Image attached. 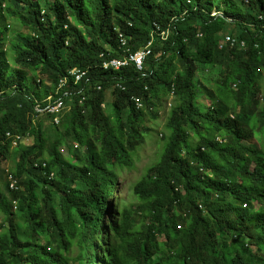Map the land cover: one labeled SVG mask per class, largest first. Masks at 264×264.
<instances>
[{"label": "trees", "instance_id": "16d2710c", "mask_svg": "<svg viewBox=\"0 0 264 264\" xmlns=\"http://www.w3.org/2000/svg\"><path fill=\"white\" fill-rule=\"evenodd\" d=\"M247 1L0 0V264H264V0ZM120 35L153 40L144 76L104 67ZM172 92L163 154L114 209ZM60 99L57 124L40 110Z\"/></svg>", "mask_w": 264, "mask_h": 264}, {"label": "rangeland", "instance_id": "374dc122", "mask_svg": "<svg viewBox=\"0 0 264 264\" xmlns=\"http://www.w3.org/2000/svg\"><path fill=\"white\" fill-rule=\"evenodd\" d=\"M220 7L223 8V2H221ZM221 15H223L222 10H219L217 7L213 8L212 16L217 17V16H221ZM16 29H18L17 26H16ZM8 38L13 39L14 35L12 33H9ZM206 70H208V71L206 72ZM200 72L202 74V77H204V80H202V83L204 85L208 86V88H211L212 87L211 81L214 80L215 78H217V68H215V67L211 68L208 66V67L202 69ZM204 75H207V76H204ZM42 78H44V77H42ZM261 84H262V88H263V92H264V74H263V78L261 80ZM174 103H175V101L171 99V96L166 97L165 99L162 100V104L158 108V111H159L158 119L157 120H151L148 118L146 120V122L144 123V126L147 129H152V132H150L147 135L145 133L143 134L144 136L146 135V137H145L144 143L141 145V147L137 151V157H136L137 160L135 161V169L126 170L125 173L121 175L120 187H119V192H118L119 201H117L116 199L112 200L114 209L117 207L118 203H120V205L122 203L123 206H125V207H129L130 205L136 204L133 187H134L135 183L141 178L144 171L148 167L157 163L161 158L160 155H161L163 149L166 147V144H167V142L163 141L162 134L167 135V133H168L166 124H167V120L169 119L170 111H171ZM201 104H203L205 106H209L210 101L208 100V97L206 94L201 98ZM63 111L64 112H62V113L66 114V110H63ZM122 116H123V118H126L127 112L124 111ZM64 117H63V119H64ZM63 119L62 118L60 119V124H61ZM48 136L53 137L52 134L48 135ZM48 136L46 135L45 138H47ZM256 137L257 138L259 137L258 133L256 134ZM254 142L257 144V140H255ZM25 143H26V141H25ZM72 144H73V142L68 143V147H65L62 149L63 154L67 158H69V156H70L69 148H71L70 146ZM13 150H15V149H13ZM261 153H262V151H261ZM14 156H15V154L12 153L9 156V159L7 161H5V163L2 166V170L6 174H8V172H10L15 167ZM3 191H4V189H3ZM107 217L108 216H106V218ZM2 223H3V219L0 218V225ZM103 225H104V223L102 222L100 225V228H101L100 236L105 234L104 230L102 229ZM163 239L164 238L160 237L161 241H163ZM105 240H107V238H105ZM99 254L102 255V253H99Z\"/></svg>", "mask_w": 264, "mask_h": 264}, {"label": "built area", "instance_id": "2783aa9c", "mask_svg": "<svg viewBox=\"0 0 264 264\" xmlns=\"http://www.w3.org/2000/svg\"><path fill=\"white\" fill-rule=\"evenodd\" d=\"M245 3L247 4L248 1L245 0ZM258 20L264 23V16L258 17ZM157 30H159V27H157ZM160 36L162 39H166L167 32L162 31L160 33ZM120 38H121V46L124 48L125 55L122 56V58H114L111 60H107L104 64L105 65L104 67L106 69H114L116 71H121L125 68H128V66L133 65L137 72L143 74L145 62L147 58L151 55V48H152L153 40L150 41L145 47L139 49L136 52H133L131 48L128 47L127 39L123 35H120ZM236 44L238 43L235 39H233L232 37L228 35H225L223 36L222 40L219 43V49H223L227 47L228 45L235 46ZM240 45L242 48L245 47L244 43H241ZM71 76L74 77V80L76 82H81L87 76V73H84V72L82 73L78 70H75L71 73ZM65 83H66V80L60 81L59 87H63ZM99 90H101V87H99ZM51 98L52 96H49L48 100H50ZM132 100L134 101L135 108L137 109L143 108V103H142L141 98L133 97ZM67 108L68 107L64 106L63 101L60 99V100L55 101L51 105L50 104L47 105L44 110H40V111H46L49 114L56 115L59 113L61 114L62 112H64L63 110H66ZM54 119H55V123L59 124L60 122L59 116L56 115ZM15 139L16 140L13 141V146H17V143L20 140V137L16 136ZM9 182H10V190L15 189L16 188L15 181L13 180L12 177H9Z\"/></svg>", "mask_w": 264, "mask_h": 264}, {"label": "clouds", "instance_id": "9594fccd", "mask_svg": "<svg viewBox=\"0 0 264 264\" xmlns=\"http://www.w3.org/2000/svg\"><path fill=\"white\" fill-rule=\"evenodd\" d=\"M152 51V50H151ZM144 68H145V66H144ZM143 73H144V71H143ZM140 74H142V73H140ZM142 76H144L143 74H142ZM234 87H235V85H234ZM169 96H171V99L172 100H174V92H172ZM134 97H136V96H134ZM138 98H140V97H138ZM141 100H142V98H141ZM134 102V101H133ZM142 103H143V100H142ZM135 105V104H134ZM144 105V104H143ZM170 106V105H169ZM171 107V106H170ZM16 203V202H15Z\"/></svg>", "mask_w": 264, "mask_h": 264}, {"label": "bare ground", "instance_id": "6f19581e", "mask_svg": "<svg viewBox=\"0 0 264 264\" xmlns=\"http://www.w3.org/2000/svg\"><path fill=\"white\" fill-rule=\"evenodd\" d=\"M221 16H222V15H221ZM217 18H218V17H217ZM126 38H127V37H126ZM128 38H129V37H128ZM128 43H129V41H128ZM129 44H130V43H129ZM152 44H153V43H152ZM132 48H133V47H132ZM132 48H131V49H132ZM134 50H135V49H134ZM154 250H155V249H154ZM156 251H157V250H156ZM146 252H147V251H146ZM152 252H153V251H152ZM166 253H167V250H166ZM181 254H182V253H181ZM186 254H187V253H186ZM188 254L191 255L192 253H189V252H188ZM143 255H144V254H143ZM174 255H175V252H174ZM154 256H155V255H154ZM144 257H145V255H144ZM166 259H167V258H166ZM166 259H165V260H166ZM141 261H142V260H141ZM144 263H145V261H144ZM172 263H173V262H172ZM142 264H143V263H142Z\"/></svg>", "mask_w": 264, "mask_h": 264}]
</instances>
